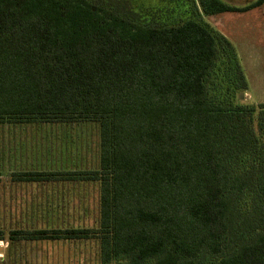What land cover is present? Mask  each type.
Wrapping results in <instances>:
<instances>
[{
    "label": "trees",
    "instance_id": "trees-1",
    "mask_svg": "<svg viewBox=\"0 0 264 264\" xmlns=\"http://www.w3.org/2000/svg\"><path fill=\"white\" fill-rule=\"evenodd\" d=\"M263 5L0 0V127L99 128L97 169L13 173L96 183L98 226L11 234L98 240L100 264H264V103L239 100L237 49L205 20Z\"/></svg>",
    "mask_w": 264,
    "mask_h": 264
},
{
    "label": "rangeland",
    "instance_id": "rangeland-1",
    "mask_svg": "<svg viewBox=\"0 0 264 264\" xmlns=\"http://www.w3.org/2000/svg\"><path fill=\"white\" fill-rule=\"evenodd\" d=\"M155 7L159 0H136ZM245 7L258 0H224ZM236 47L249 90L239 100L264 103V5L246 13L205 17ZM99 164V128L0 127V264H100V245L82 241H31L13 231L94 228L99 221L96 183L15 182V171H87ZM13 238V240H12Z\"/></svg>",
    "mask_w": 264,
    "mask_h": 264
},
{
    "label": "water",
    "instance_id": "water-1",
    "mask_svg": "<svg viewBox=\"0 0 264 264\" xmlns=\"http://www.w3.org/2000/svg\"><path fill=\"white\" fill-rule=\"evenodd\" d=\"M239 97H240V99H243V93H240Z\"/></svg>",
    "mask_w": 264,
    "mask_h": 264
}]
</instances>
